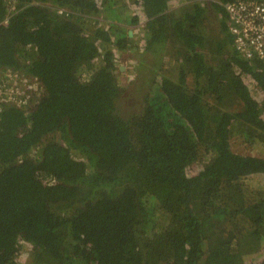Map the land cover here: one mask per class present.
Listing matches in <instances>:
<instances>
[{
    "label": "trees",
    "instance_id": "16d2710c",
    "mask_svg": "<svg viewBox=\"0 0 264 264\" xmlns=\"http://www.w3.org/2000/svg\"><path fill=\"white\" fill-rule=\"evenodd\" d=\"M34 1L0 0V70L43 94L0 95V264H264V61L232 0Z\"/></svg>",
    "mask_w": 264,
    "mask_h": 264
},
{
    "label": "built area",
    "instance_id": "2783aa9c",
    "mask_svg": "<svg viewBox=\"0 0 264 264\" xmlns=\"http://www.w3.org/2000/svg\"><path fill=\"white\" fill-rule=\"evenodd\" d=\"M11 1L14 3L16 0ZM210 2L205 1L203 5ZM34 3L42 5L41 0H35ZM227 10L236 23L230 26V34L234 37V44L241 55L247 58H261L264 61V0H234L227 5ZM58 12L62 13L64 10ZM0 95L2 99L23 103L27 97L38 99L43 94L40 93L38 82L9 69L0 70ZM29 106L30 100L23 108Z\"/></svg>",
    "mask_w": 264,
    "mask_h": 264
},
{
    "label": "rangeland",
    "instance_id": "374dc122",
    "mask_svg": "<svg viewBox=\"0 0 264 264\" xmlns=\"http://www.w3.org/2000/svg\"><path fill=\"white\" fill-rule=\"evenodd\" d=\"M19 3H17V0L13 3L12 7H15L16 5H18ZM217 25L219 27V21L216 18L214 24L212 25V23L210 24V27L214 29V26ZM209 27V28H210ZM108 61L113 63V59L110 55H108ZM123 70L126 71L128 70V67L123 64ZM112 70H114L112 67H110ZM115 70H119V64L116 62L115 66H114ZM130 69V68H129ZM123 78H126V75L122 76ZM114 80L117 79V77H113ZM126 81V79H124V82ZM235 81L234 83V87L235 89H233L232 95L234 93V104L228 106L225 110L226 112L229 113V115L226 117L227 121H226V125L228 127V130L230 129V126L232 125V123L235 121L236 118H243V119H250V117L252 116L251 112L249 111L248 108H246L247 106V84L244 81H239L237 82ZM243 85V87H241L240 85ZM234 115V117H233Z\"/></svg>",
    "mask_w": 264,
    "mask_h": 264
},
{
    "label": "clouds",
    "instance_id": "9594fccd",
    "mask_svg": "<svg viewBox=\"0 0 264 264\" xmlns=\"http://www.w3.org/2000/svg\"><path fill=\"white\" fill-rule=\"evenodd\" d=\"M207 2V1H209V0H200V1H198V5H203V2ZM211 2L210 3H208V5H205V8H207V9H212L213 7H214V2H213V0H210ZM232 1H234V0H232ZM231 1V2H232ZM230 3V2H229ZM53 10V12L54 13H56V14H69L68 12H66V11H64V12H62V13H59L58 11L59 10H63V9H52ZM246 108H247V106H246Z\"/></svg>",
    "mask_w": 264,
    "mask_h": 264
},
{
    "label": "water",
    "instance_id": "95a60500",
    "mask_svg": "<svg viewBox=\"0 0 264 264\" xmlns=\"http://www.w3.org/2000/svg\"><path fill=\"white\" fill-rule=\"evenodd\" d=\"M121 68H123V66Z\"/></svg>",
    "mask_w": 264,
    "mask_h": 264
}]
</instances>
